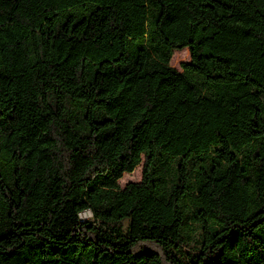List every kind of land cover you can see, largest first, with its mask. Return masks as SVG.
Here are the masks:
<instances>
[{
	"label": "trees",
	"instance_id": "trees-1",
	"mask_svg": "<svg viewBox=\"0 0 264 264\" xmlns=\"http://www.w3.org/2000/svg\"><path fill=\"white\" fill-rule=\"evenodd\" d=\"M0 264H264V0H0Z\"/></svg>",
	"mask_w": 264,
	"mask_h": 264
},
{
	"label": "rangeland",
	"instance_id": "rangeland-1",
	"mask_svg": "<svg viewBox=\"0 0 264 264\" xmlns=\"http://www.w3.org/2000/svg\"><path fill=\"white\" fill-rule=\"evenodd\" d=\"M189 51L188 49L182 48L174 50L172 56L170 58L169 64L175 67L177 70H181L180 64L183 61L189 60ZM142 175V163L137 165L132 172L124 173L122 177L119 179L120 186H124L129 181H138L140 180ZM81 219H92V215L90 211H83L79 214Z\"/></svg>",
	"mask_w": 264,
	"mask_h": 264
}]
</instances>
